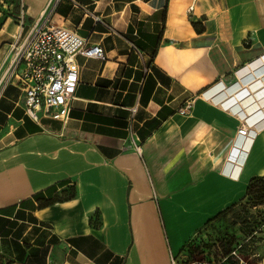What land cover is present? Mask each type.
<instances>
[{
  "label": "crops",
  "instance_id": "1",
  "mask_svg": "<svg viewBox=\"0 0 264 264\" xmlns=\"http://www.w3.org/2000/svg\"><path fill=\"white\" fill-rule=\"evenodd\" d=\"M49 4L14 0L0 69L20 12L28 28ZM50 23L103 58L76 57L64 124L1 90L0 264H171L264 177V0H60Z\"/></svg>",
  "mask_w": 264,
  "mask_h": 264
},
{
  "label": "built area",
  "instance_id": "2",
  "mask_svg": "<svg viewBox=\"0 0 264 264\" xmlns=\"http://www.w3.org/2000/svg\"><path fill=\"white\" fill-rule=\"evenodd\" d=\"M60 0H50L49 12L42 13L40 20L24 30L22 11L18 26L19 34L9 44V61L0 79L3 87L17 80L21 86L24 115L33 123L43 120L64 124L69 119L71 103L79 83L80 68L76 57L102 59L98 45H91L88 38L77 35L73 30L50 23L51 12ZM22 9V8H21ZM192 6L187 10L190 12ZM98 19L94 18V22ZM191 102L185 101L178 110L179 115L189 113ZM136 108L129 109L130 140L123 146L125 151L141 156L142 147L133 137L131 122ZM245 127L238 130L239 136L246 135ZM171 264H174L173 259Z\"/></svg>",
  "mask_w": 264,
  "mask_h": 264
},
{
  "label": "rangeland",
  "instance_id": "3",
  "mask_svg": "<svg viewBox=\"0 0 264 264\" xmlns=\"http://www.w3.org/2000/svg\"><path fill=\"white\" fill-rule=\"evenodd\" d=\"M14 0H0V31L13 17ZM17 25V23H15ZM29 25V23H27ZM25 28L24 30H26ZM11 40V38H10ZM8 59L10 57L8 56ZM9 61V60H8ZM5 67V66H4ZM0 69V79L5 68ZM251 226V228H249ZM252 230V232H251ZM250 233V234H249ZM232 236L245 247L240 264H264V187L257 186L240 205L225 213L212 224L198 231L188 245L173 257L174 264H198L197 247L213 245L218 239ZM255 237V239H252ZM209 250L206 251V253Z\"/></svg>",
  "mask_w": 264,
  "mask_h": 264
},
{
  "label": "trees",
  "instance_id": "4",
  "mask_svg": "<svg viewBox=\"0 0 264 264\" xmlns=\"http://www.w3.org/2000/svg\"><path fill=\"white\" fill-rule=\"evenodd\" d=\"M257 186L264 187V177H256L249 181L246 189L245 198L247 197V195L250 194L253 189L257 188ZM54 202L55 200L48 204H53ZM234 208L235 207L230 208L226 212L221 213L216 218L206 223L203 228L212 224L221 216L225 215V213L231 211ZM249 228H251V226H249ZM252 239H255V237H252ZM189 241L185 245H188ZM207 250L209 251L206 253ZM195 251L197 255L195 256V260H197L198 264H240V256L244 255L245 247H242V245H238L234 237L226 236L224 238L218 239L216 242H214L213 245H203L200 248L197 247L194 252Z\"/></svg>",
  "mask_w": 264,
  "mask_h": 264
}]
</instances>
